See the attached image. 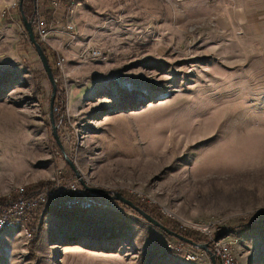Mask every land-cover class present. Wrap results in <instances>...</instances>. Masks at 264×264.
Segmentation results:
<instances>
[{"label":"rangeland","instance_id":"rangeland-1","mask_svg":"<svg viewBox=\"0 0 264 264\" xmlns=\"http://www.w3.org/2000/svg\"><path fill=\"white\" fill-rule=\"evenodd\" d=\"M9 2L0 0L1 198L76 177L51 134L50 82ZM66 3L58 20L73 29L40 45L55 68L56 133L83 181L199 242L206 229L232 236L238 264H264V3ZM50 6L33 0L47 25ZM91 195L90 208L45 212L31 246L20 225L0 231V264H210L124 203Z\"/></svg>","mask_w":264,"mask_h":264},{"label":"built area","instance_id":"built-area-1","mask_svg":"<svg viewBox=\"0 0 264 264\" xmlns=\"http://www.w3.org/2000/svg\"><path fill=\"white\" fill-rule=\"evenodd\" d=\"M37 3L46 1L53 8L52 15L54 23H47L43 17H40L38 10L31 17L32 27L36 33V36L40 41H44L50 30H72L73 24L66 21L61 23L60 11L67 6L66 1L68 0H35ZM71 1V0H70ZM10 6L18 8V0H10ZM62 5V6H61ZM62 8V9H61ZM52 24V25H51ZM91 56L99 54L98 49L90 48L88 50ZM61 57L56 60L57 64H60ZM17 185L14 188L12 194H7L0 199V231L9 228L11 226L20 225L24 236L29 239L31 233L25 221L30 218V213H34L38 208V212H42L47 207L55 209H66V208H90L93 205V197L83 185L79 182L77 177H60L51 176L49 181L38 187H25ZM199 229L204 230L205 227ZM207 234V243L209 249L214 255L215 262L217 264H238L236 255L232 249V244L235 242V238L232 236L224 235L215 238L214 235L210 234L208 229L204 231ZM176 251L181 250L179 244L170 245ZM184 258L187 260H193L194 254L190 251H183Z\"/></svg>","mask_w":264,"mask_h":264},{"label":"water","instance_id":"water-1","mask_svg":"<svg viewBox=\"0 0 264 264\" xmlns=\"http://www.w3.org/2000/svg\"><path fill=\"white\" fill-rule=\"evenodd\" d=\"M18 10L20 13L22 25H23V28L26 32L28 41L33 46V48H34V50H35V52H36V54L40 60L41 66H42L43 70L45 71L46 76H47V78L50 82V85H51L50 95H49V114H50L51 134H52L53 138L55 139V142L57 143L66 163L72 169L73 174L78 178L79 182L83 185V187L86 190L90 191L91 193L98 194L103 198L115 199V200H118V201L124 203L125 205H127L131 209H133L135 212H137L140 216H142L145 220H147L148 222H150L154 226H157L163 232L168 233V234L176 237L177 239L182 240V241H184V242H186L192 246L199 247V248L203 249L208 256L210 264H215L214 255L210 251L207 242H196V241L192 240L191 238H188V237L168 228L167 226L162 224L160 221H158L157 219H155L151 215H149L147 212H145L138 205L133 203L129 198L123 196L118 191H109V190L102 189V188H99L96 186H91V185L86 184L83 181V179L81 178L80 173L77 171L73 161L64 153L62 145L58 139V136L56 133V127H55V124L53 122V118L51 116V109H52L51 107H52V102H53V98L55 95L56 85L54 83L51 68H50L49 63L47 61V57L43 51V48L41 47V45L39 44V42L37 41V39L33 33L32 24H31V17L26 18V16L22 12L21 0H18ZM77 209H83V208H77ZM217 234H219V233H217ZM217 237H219V236L215 235V238H217Z\"/></svg>","mask_w":264,"mask_h":264},{"label":"trees","instance_id":"trees-1","mask_svg":"<svg viewBox=\"0 0 264 264\" xmlns=\"http://www.w3.org/2000/svg\"><path fill=\"white\" fill-rule=\"evenodd\" d=\"M32 8H33V0H21V9H22V12L24 13V15L26 16V18L32 17L34 15ZM35 37H37V36L35 35ZM37 41L39 42V44L41 43L40 40H37ZM43 51H44V48H43ZM46 57H48V56L46 55ZM54 69L55 68L51 67L52 75H54ZM55 106L57 107L56 104H55ZM58 175L65 176L64 173H58ZM77 210H78L77 208L55 209V208H52V207H47L41 213L38 212V208L35 210L34 213H30V218L25 221V225L27 226V228L29 229V231L31 233V236H30L29 240L27 241L28 246H31L35 242V240H37V237H38V234H39V231H40V227H41V224H42L43 215L45 214V212L51 211V212L57 213L58 215H65V214L74 213ZM145 210H146V208H145ZM256 221H263L264 222V217L261 218V219L255 220V222ZM245 224L246 223L237 225V227H239V226L240 227H245L246 226ZM175 231L179 232L180 234H182V235H184V236H186L188 238H191L192 240H194L196 242H199V241L203 240L201 238L196 237L195 233L192 232V231L184 232V231H181L179 229L175 230ZM217 233H219V231ZM165 234L166 235H170L168 233H165ZM177 240L181 244H186V242H184L182 240H179V239H177ZM30 242H31V245H30ZM208 247H209V244H208ZM215 264H217V263L215 262Z\"/></svg>","mask_w":264,"mask_h":264},{"label":"crops","instance_id":"crops-1","mask_svg":"<svg viewBox=\"0 0 264 264\" xmlns=\"http://www.w3.org/2000/svg\"><path fill=\"white\" fill-rule=\"evenodd\" d=\"M232 3H240V4H250L254 8L253 5H261L264 3V0H231ZM259 10V7L257 8V11ZM252 11V10H251Z\"/></svg>","mask_w":264,"mask_h":264},{"label":"flooded vegetation","instance_id":"flooded-vegetation-1","mask_svg":"<svg viewBox=\"0 0 264 264\" xmlns=\"http://www.w3.org/2000/svg\"><path fill=\"white\" fill-rule=\"evenodd\" d=\"M104 199H106V198H104ZM118 201V200H117ZM120 202V201H119ZM122 203V202H121ZM129 207V206H128ZM130 208V207H129ZM133 210V209H132ZM142 217V216H141ZM143 218V217H142ZM147 221V220H146ZM150 223V222H149ZM153 225V224H152ZM157 227V226H156Z\"/></svg>","mask_w":264,"mask_h":264}]
</instances>
